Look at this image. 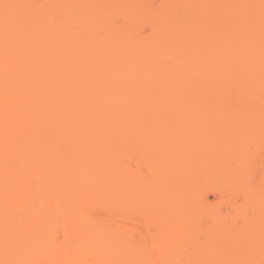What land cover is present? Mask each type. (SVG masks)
<instances>
[{
    "label": "bare ground",
    "instance_id": "6f19581e",
    "mask_svg": "<svg viewBox=\"0 0 264 264\" xmlns=\"http://www.w3.org/2000/svg\"><path fill=\"white\" fill-rule=\"evenodd\" d=\"M31 1L0 0V56L4 57L0 58V188L4 186L6 189L10 183H21L23 180L24 183L25 180H37L35 185H39L35 186L32 184L35 182L27 181L34 185L36 190L32 186L34 191L28 193L26 190V196H23V191L20 192L21 195L18 194L24 197L23 199L20 196L21 200L17 196L15 200L12 198L13 210L24 211L19 212V217L15 215L9 217L11 219H0V264H118L123 260V248L117 243L118 234L104 233L99 227L100 222L98 224L94 217L98 212L96 207L100 203V194H112L113 197L107 196V201L111 198L117 199L115 202L109 201L111 205L113 203V208L117 209L118 202L121 203L123 196H120L124 194L121 189L124 190L126 186V182H123L129 179L125 180V168H121L120 160L117 162L122 154L119 148L122 143L128 145L131 141V130L144 102H197L219 98L226 101L239 100L246 104L243 108H258V111L264 113V67L257 65L264 62V28L257 37L251 35L258 25L264 27V16L254 22L255 19L252 20L249 14H246L252 4H260L262 0H210V3L203 0L204 4L202 3L200 8L196 5L200 3L198 0V3L189 0L190 9L186 12L190 18L187 16L184 21L178 13L182 23L175 20V17L174 22L167 23L168 28L160 23L156 25L155 21L152 25L153 33L163 35L164 38L157 37L149 42L133 45L128 42L131 36L127 38L130 31L125 34L127 27H123L121 31L118 27H112V21L110 25L109 19L114 18V14L120 10L118 6L113 7L114 10L108 7L112 3L111 0L107 6L101 4L107 0L100 1L104 7L97 6L96 3V6L100 7L99 10L110 8L114 11L110 18L104 16L105 12L101 14L96 7L94 9L90 6L91 11H85L90 4L87 5L89 2L83 0L85 4L81 5L88 7H81L85 13L79 16H76L80 8L79 0H43L42 5L46 12L45 9L40 11L43 7L39 6L40 12H36L38 14H30L36 10L32 8L30 11L28 5H34L36 0L33 3H30ZM123 3L119 4L120 8ZM203 5L207 8L203 11L205 16L201 11ZM77 6L75 13L73 10ZM242 7L248 8V11L245 9L246 12L238 13L239 15L230 14L232 17L228 20H219L221 16L224 17ZM129 10L130 8L128 12ZM44 12L47 15L44 16ZM94 12L99 15L95 16ZM108 12L110 11L106 13ZM200 12L203 20L199 19ZM41 13L43 15L39 16ZM134 13L136 12L129 14ZM28 14L30 17L36 15L34 20L36 18L40 22L33 20L32 23L30 19L33 18ZM138 14L140 18V13ZM169 14L167 13L168 17ZM173 14L175 16L176 13ZM191 18L192 21L189 20ZM28 22L31 27L27 26L30 24ZM46 24L52 26L48 29L50 31H47ZM73 24L78 25L84 36L89 35L82 37L79 29H75L79 32V41L82 40L78 43V36L75 37L77 45L73 41L68 42L71 37L69 29ZM41 26L46 27L47 33ZM48 32H52L50 36ZM75 34L77 35V32ZM32 41L35 44L43 42L44 44L38 43L40 46L45 43L47 45L41 48L35 46ZM51 42L53 43L49 45ZM65 42H68L72 49L69 44L65 47ZM171 42L174 43L171 45ZM74 46L78 49H74ZM88 54L92 59H87ZM91 55L97 58L93 60ZM82 59L85 62L81 61ZM164 60L170 63L169 66L164 64ZM180 67L186 68L183 70ZM79 70H82V76L86 73L87 76H79ZM175 72L184 78L173 80L170 76L176 74ZM105 82L107 85H104ZM151 82H154L153 86ZM163 125L164 123L156 120L152 129ZM251 135L255 136L254 132ZM260 135H264V129ZM61 140H65L66 144L63 141L65 145L61 143ZM60 144L62 146L59 148ZM106 145L111 147L108 151L104 147ZM101 146L106 151L101 149ZM61 148L66 151H61ZM154 162L159 175L165 174L163 172L171 175L178 172V169L174 168L170 173L169 170L173 166L166 165L160 158ZM81 180L88 182L87 184L92 183L93 188H97L90 191L87 187L85 190L88 191L84 192L82 189L87 184L78 182ZM260 180L264 182V174ZM67 181H70L69 185L71 182L82 184L83 188L77 185L81 187L82 192L69 189ZM47 184L52 185L53 190L54 185L55 191L50 193L51 191L41 189L48 187ZM64 184L68 187H63ZM92 185L87 186L91 188ZM5 189L3 192L2 187L0 195L10 191L9 188ZM29 195L34 197L26 200ZM104 199L106 200V197ZM2 200L0 199V203ZM20 226L25 230L27 227L26 232ZM18 227L22 228L21 234L17 230ZM104 247L107 249H103ZM155 249L157 250L156 247ZM162 249L164 248L160 246L158 250L162 252Z\"/></svg>",
    "mask_w": 264,
    "mask_h": 264
},
{
    "label": "rangeland",
    "instance_id": "374dc122",
    "mask_svg": "<svg viewBox=\"0 0 264 264\" xmlns=\"http://www.w3.org/2000/svg\"><path fill=\"white\" fill-rule=\"evenodd\" d=\"M10 1L8 0V2ZM33 1L34 0H32L30 3H33ZM83 1H88L89 3L87 2L88 4H86H90L89 7L81 5L85 4L83 3ZM83 1L79 0L78 6L80 8L88 7V10L85 9V11H91L90 6H92L93 8L96 7L99 10L100 7H97L98 5H100L101 7H104L102 5L107 6V3L110 0H107L106 3L103 0ZM100 1L103 2L101 3ZM111 1L115 5H112V3H110L108 7L114 10L115 6H118V8L120 9L115 13L116 15L113 13L114 11L106 7V9H102L103 11L100 9L99 12L101 14H104L105 12L104 16H108L109 18L110 16H113V13L115 19L112 17V19H109L110 25H112V21V27H118V29L120 28L121 31L123 27H127L125 29V34L130 31V35L128 34L129 36L127 35V38L131 36L128 42L130 41L129 43H131L132 45L134 43H145L146 41L149 42L151 40H154V38L156 39L157 37L159 38L163 36L158 33H153L152 25H154L155 21L156 25L161 24L168 28L169 24L167 23H169L170 21L174 22L175 17V20L181 21V19H184L185 21L187 20V16H189V14H187L190 9V3H188L189 0H121L122 3L124 2L122 4L123 7L121 6L124 11L119 7V4L121 5V2L115 3L113 0ZM194 1L192 0V2ZM208 1L209 3L211 2L210 0ZM42 2L43 0H36L33 3L34 5L29 3L30 5L28 6L31 10H28L32 11L36 8V10L30 12V14L33 12L34 14H38L36 13L38 11V7L44 6L42 5ZM92 2L95 5H93ZM198 2L200 3L196 5H199L198 7L200 8V5L202 3L204 4V1L198 0ZM261 2L260 4H252L250 6L251 8L249 7V11L248 8H236V11H232V13L230 12L226 16L224 15V17L221 16L219 20H221V22L224 20H228L230 17H232L230 16V14L234 13L233 15L236 16L244 13L246 9V11L249 12L248 13L245 11L246 14H249V17L252 20L255 19L254 22H258L260 18L264 16V0H262ZM37 3L38 5H35ZM15 4L17 5L19 3ZM25 4L22 5L25 6ZM129 4L131 6H129ZM78 6L73 11H76ZM179 6L181 8H179ZM80 8H78V11H82V13L79 14V12L77 13L76 11V16L85 13L83 12V8ZM93 8L92 10L94 11L95 8ZM129 8L130 10L128 12ZM202 8L201 11L203 13V11H206L207 8L205 5H203ZM43 9H45L44 11L46 12V8L44 7L41 8L40 11H42ZM180 9L181 11H179ZM98 10H95V12H98ZM105 10L110 11L111 13H106L107 11ZM163 10H165L166 12L164 11L163 13ZM126 11L128 14H126ZM45 12L43 13L44 16L47 15ZM122 12L129 17L122 15ZM132 12H136L137 14L134 13V15L132 14V16L130 15ZM138 13H140V18L139 16H137L139 15ZM167 13H170L169 17L167 16ZM173 13H176L175 16ZM178 13L181 19H179ZM30 14H28L29 17ZM43 14L41 13L39 16ZM147 14L153 15H151L150 17V15L148 16ZM203 14L204 16L206 15V13ZM97 15H99V13H96L95 16ZM35 16L31 15L33 19H30V21L32 23ZM141 16L143 18H141ZM201 16L202 15L200 12L199 19H201ZM25 17L26 19L28 18L27 20H29V17L27 15ZM100 17L101 16H99L98 18L99 20ZM129 18H131V22L129 21ZM26 19L25 21L27 22ZM96 19L97 17L94 18V20ZM189 20L192 21V18ZM35 21H37L36 18L34 22ZM149 21L151 23H149ZM161 22L164 24H162ZM133 23L134 25H132ZM186 23L187 22H183V24ZM28 25L30 26L31 23L27 24V26ZM33 26L35 25L33 24ZM49 26H46L48 27L47 31H50L48 29L52 28V26ZM73 26L69 29L71 31H69L71 37L67 33V35L70 37L68 38L69 40L67 39L69 43L75 42L74 40L77 38L79 33L78 30H75L79 29L78 25L74 27ZM259 26L260 25L252 30V36L256 35L257 37L259 33H262V29L264 27L261 28ZM41 27L42 29L44 27L45 32L47 33L46 27ZM71 28L74 29L71 30ZM149 28H151V31H149ZM79 31L81 32L80 29ZM75 32H77V35L75 34ZM50 33L48 34V36H50ZM86 35L84 36L83 33L81 34L82 37H86ZM133 36H135L134 39ZM50 38H47V40H49ZM76 40H78V43L82 41H79V36ZM39 42L41 43V41ZM44 42H46V40H44ZM68 42H65V47H67V44H69ZM33 43L31 47L34 46L35 43ZM38 43L35 44V46H40ZM52 43L53 42H51L49 45H51ZM76 43L77 42H75V45H77ZM173 43L174 42H171L170 44L172 45ZM45 45L47 44L45 43ZM45 45H41L40 47L42 48V46L44 47ZM69 46L68 49H70ZM127 46L129 47V45ZM74 47V49H78L77 46ZM68 49L65 50L67 51ZM97 52L98 51H96V53ZM6 55H8V53L5 54V57ZM89 55L90 54L86 55L87 59H92L89 58ZM1 57H3V55H1L0 58ZM95 57H93V60L97 58ZM83 58L85 57L83 56ZM81 61H83V59ZM166 61L164 64H168L169 66L170 63H167ZM257 65L264 67V62ZM257 65L256 67L258 68ZM180 68L183 69V67ZM180 68L178 69V71L180 70ZM80 69L82 68L80 67ZM81 71L82 70L78 71L79 76L85 78V76H87V73L85 74V71L84 73L82 72L83 74H85V76H82ZM179 74L173 73L170 77H173V80L177 78H184V76L179 77ZM81 77L79 79H81ZM105 83L106 84L104 85H107V82ZM152 83L154 84V82H151V85L153 86ZM203 88L204 87H202V89ZM203 90L206 89L204 88ZM245 105V103L239 100L226 101L219 100V98L218 100L214 101L208 99L207 101L204 100L197 102H144L143 107L142 105H140L139 108L142 107V109L138 113V116L135 119V123L133 124L131 130V141L128 145H122V143L119 148V151L120 153L122 152V154H120L119 157V153L117 154V157L119 158L117 162L120 160V166L121 168H125L123 170L127 174V178L125 177V180L129 179L127 180L128 182H123H126V186L123 185V187H126V190L125 187L124 190H122L123 188L121 189V191L124 192V194H121L120 196H123V198L121 199V203L118 202L120 205H117L119 206L117 209L115 207L113 208V203L111 205V202L109 201H114L115 199L112 200L113 198L111 197L113 196L112 194H110L111 197H109V199H111L107 201V196L109 195L107 193L108 195L106 196L100 194L101 196H103V200L100 196L99 202L102 203L100 204L98 202L99 204L97 205V207L95 205V207L97 208L95 209L98 212H95L96 217L94 218L96 219V222L98 224L100 222V229L102 228L105 231L104 233L118 234L117 236L120 238H117V243H119V246L123 248L121 249L123 260H121L118 264H264V182L260 180L261 175L264 174V135H260L264 129V113L258 111V108L247 110L246 108H243ZM156 120L157 122L164 123L163 127L152 129ZM58 130L60 132V128H58ZM253 132L255 136L251 135ZM103 136L104 138H106L105 135ZM62 141L65 143V140H61L60 142L63 143ZM58 146L60 148V146L62 145L60 144ZM104 147L107 151L111 148H108L107 145ZM62 148L61 151L64 150H62ZM101 149H103L102 146ZM157 158H160V160H162L166 165L173 166L172 169L169 170L170 173L174 168L178 169V172L172 175L167 172H163L165 174H157L154 162ZM21 164L23 165L24 163ZM27 181L25 180V183L24 180L21 183H8L9 185L7 186L10 191L12 190L13 193L8 191L10 193L5 192L4 194L0 195L1 200L2 198H4V200H2L3 202L1 201L0 203V219H11L12 216L15 215L19 217V212L21 210H16L15 206V210H13V205L11 204V202L13 201V199L15 200L16 196L17 198H19V196L21 195V191H23L22 194L24 193L23 196H26V190L28 193L29 191L31 192V190L34 191V187L38 185H35L36 182H38L37 180L36 182L31 180L29 181V183L35 182L32 183L35 186L29 184ZM69 182L67 181L66 184L69 185ZM78 182L84 183V185L88 183L82 182V180ZM75 183L71 182V185H69L70 187L65 186L66 184H64L63 187H68L69 189L72 188L73 190L80 191L81 187L83 188V185L79 183L81 187H78L79 185ZM89 184L92 185V183ZM87 185H85L86 187L84 186L82 191L85 190V188H89L90 191H93V189L95 190L97 188L95 184L94 187L96 188H93V185L91 186V188ZM18 186L19 188H16ZM46 186L48 187H41V189L47 192L51 191L50 193H52V191H55L56 187L54 185V190L53 188L51 189L52 185L47 184ZM31 187L34 189H32ZM8 188L6 189L8 190ZM4 189V186H1L0 190L4 192ZM17 189H19V191ZM62 189L64 190V188ZM2 191L1 193H3ZM87 191L88 190H85L84 192ZM60 192H62V190ZM7 196L10 197L7 198ZM20 197L22 198V196ZM33 197L34 196L29 195V199L27 198L26 200H30ZM105 197L106 200L104 199ZM103 201L105 202V204ZM109 204L111 206H109ZM6 205L9 206L7 207ZM9 207H11L12 209ZM13 211H15V213ZM16 211L18 212L17 214ZM97 219L99 220L97 221ZM102 225H104V227ZM25 228L27 230V227ZM17 230L20 233L22 228L19 229L18 227ZM160 246L161 248H164L162 249V252L161 250H158L160 249ZM155 247L157 248V250L155 249ZM103 249L107 248L104 247Z\"/></svg>",
    "mask_w": 264,
    "mask_h": 264
}]
</instances>
